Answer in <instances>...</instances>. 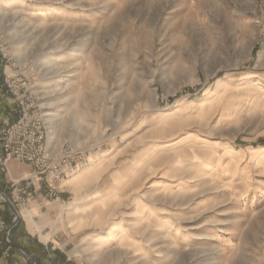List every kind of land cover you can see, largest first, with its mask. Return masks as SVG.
<instances>
[{
  "label": "rangeland",
  "instance_id": "1",
  "mask_svg": "<svg viewBox=\"0 0 264 264\" xmlns=\"http://www.w3.org/2000/svg\"><path fill=\"white\" fill-rule=\"evenodd\" d=\"M0 4L4 83L29 78L48 150L74 167L20 210L12 181L32 167L0 165L5 258L27 229L69 263L264 264V0Z\"/></svg>",
  "mask_w": 264,
  "mask_h": 264
},
{
  "label": "built area",
  "instance_id": "2",
  "mask_svg": "<svg viewBox=\"0 0 264 264\" xmlns=\"http://www.w3.org/2000/svg\"><path fill=\"white\" fill-rule=\"evenodd\" d=\"M1 89L4 94L14 97L20 106L19 118L0 130V165L3 172H8L10 160L32 167L31 177L12 181L11 185L14 203L22 210L27 199L34 196L36 183L44 181L47 197H53L59 193V184L74 167L67 165L59 154L48 150L44 123L34 111L36 98L30 90L29 78L23 75L7 79Z\"/></svg>",
  "mask_w": 264,
  "mask_h": 264
},
{
  "label": "crops",
  "instance_id": "3",
  "mask_svg": "<svg viewBox=\"0 0 264 264\" xmlns=\"http://www.w3.org/2000/svg\"><path fill=\"white\" fill-rule=\"evenodd\" d=\"M4 83V75L2 66L0 64V129L8 122L14 120L16 118V109L17 106L14 100L8 96H6L2 90L1 86ZM17 168H21L18 170ZM10 168L13 177L21 178L25 171H27L30 167L27 165H22L19 163L11 162ZM16 168V169H14ZM14 169V170H13ZM0 189H3V177L0 172ZM6 208V205L3 201H0V216L1 218L5 217L3 212ZM5 213V212H4ZM4 238V234L0 235V239ZM15 241L19 246L29 253L39 257L41 264H77V263H69L62 256H58L57 253L48 252L46 248L37 246L36 243V235L35 233L30 232L26 229V232L23 230H17L14 235ZM35 239V240H34ZM38 240V239H37ZM0 264H32L30 263L26 257L23 256L22 252L16 248H13L11 251V255L8 258L3 256V249H0Z\"/></svg>",
  "mask_w": 264,
  "mask_h": 264
},
{
  "label": "water",
  "instance_id": "4",
  "mask_svg": "<svg viewBox=\"0 0 264 264\" xmlns=\"http://www.w3.org/2000/svg\"><path fill=\"white\" fill-rule=\"evenodd\" d=\"M0 194L2 195V196H4L5 198H6V196H5V194L4 193H2L1 191H0ZM7 199V198H6ZM8 200V199H7ZM8 203H9V207H10V210L12 211V213L15 215V222H14V225H16L17 223H18V221H19V214H18V211L14 208V206L8 201ZM13 225V226H14ZM10 243L12 244V246L13 247H15L16 249H18V250H20V251H22V252H24L19 246H17L16 244H14V243H12L11 241H10ZM30 259H32L36 264H40L39 263V261L34 257V256H32V255H30L29 253H26V252H24Z\"/></svg>",
  "mask_w": 264,
  "mask_h": 264
},
{
  "label": "bare ground",
  "instance_id": "5",
  "mask_svg": "<svg viewBox=\"0 0 264 264\" xmlns=\"http://www.w3.org/2000/svg\"><path fill=\"white\" fill-rule=\"evenodd\" d=\"M4 8V5L3 4H0V11ZM217 105V104H215ZM214 105V106H215ZM63 119V116H59L58 118H56L55 120H53V122H58V121H61ZM51 128V127H50ZM126 175V174H124ZM116 241V236H112L111 238L107 239L104 243V246L103 247H108L109 245H111L113 242Z\"/></svg>",
  "mask_w": 264,
  "mask_h": 264
}]
</instances>
